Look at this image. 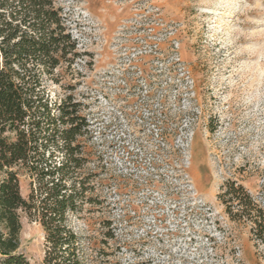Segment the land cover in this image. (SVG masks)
<instances>
[{
    "label": "rangeland",
    "instance_id": "obj_1",
    "mask_svg": "<svg viewBox=\"0 0 264 264\" xmlns=\"http://www.w3.org/2000/svg\"><path fill=\"white\" fill-rule=\"evenodd\" d=\"M53 1L78 57L47 90L88 125L90 202L69 218L87 264H264L223 195L240 185L264 211V0ZM20 224L42 264V228Z\"/></svg>",
    "mask_w": 264,
    "mask_h": 264
},
{
    "label": "trees",
    "instance_id": "obj_2",
    "mask_svg": "<svg viewBox=\"0 0 264 264\" xmlns=\"http://www.w3.org/2000/svg\"><path fill=\"white\" fill-rule=\"evenodd\" d=\"M69 55L78 57L55 1L0 0V264H29L21 214L44 232L42 264H87L69 218L90 202L79 141L88 125L77 103L52 101L47 90ZM20 176L29 180L26 198ZM223 195L238 207L228 217L251 223L264 254V211L240 185L228 184Z\"/></svg>",
    "mask_w": 264,
    "mask_h": 264
}]
</instances>
